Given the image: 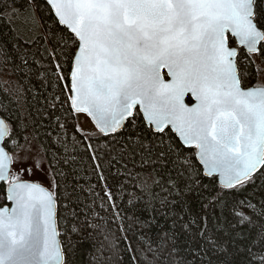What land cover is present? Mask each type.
I'll return each instance as SVG.
<instances>
[{"label": "snow or ice", "instance_id": "snow-or-ice-1", "mask_svg": "<svg viewBox=\"0 0 264 264\" xmlns=\"http://www.w3.org/2000/svg\"><path fill=\"white\" fill-rule=\"evenodd\" d=\"M0 264H264V0H0Z\"/></svg>", "mask_w": 264, "mask_h": 264}, {"label": "trees", "instance_id": "trees-1", "mask_svg": "<svg viewBox=\"0 0 264 264\" xmlns=\"http://www.w3.org/2000/svg\"><path fill=\"white\" fill-rule=\"evenodd\" d=\"M37 88H39V85H37ZM37 107H39L40 105H39V103H37V105H36ZM92 182L93 183H95L96 181H95V178H93V180H92ZM97 191H99V189H97ZM249 191H251V189H249ZM101 195H103V193H101ZM199 211V204H197L196 206H195V208H194V212H198ZM101 215H108V214H106V213H101ZM130 223H133V233H136L137 231H138V228H137V226L135 225V223H134V221L133 222H130ZM160 223H163V220H161L160 221ZM159 231V229L158 228H153L152 229V231L148 234L152 239H155V234H156V232H158ZM117 235H119V233L117 234ZM129 239H132V233H129ZM117 243H121L120 241H116ZM138 242V241H137ZM121 246H123L122 244H121ZM85 259H87V256H85Z\"/></svg>", "mask_w": 264, "mask_h": 264}]
</instances>
